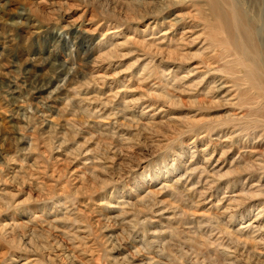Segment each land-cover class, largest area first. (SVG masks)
I'll use <instances>...</instances> for the list:
<instances>
[{
	"label": "rangeland",
	"instance_id": "obj_1",
	"mask_svg": "<svg viewBox=\"0 0 264 264\" xmlns=\"http://www.w3.org/2000/svg\"><path fill=\"white\" fill-rule=\"evenodd\" d=\"M53 1L0 0V264H263L264 221L249 232L241 226L264 218V166L227 162L257 137L264 160V120L254 124L259 131L246 127L247 118L225 121L237 105L207 101L197 70H172L207 62L228 75L234 66L219 54L169 61L165 52L125 41L145 27L138 24L117 29L112 55L102 47L100 60L76 64L77 41H99L100 31L88 39L79 32L99 7ZM199 44L181 41L175 50L189 53ZM59 62L69 81L44 84L57 77ZM236 71L241 75L240 66ZM174 73L186 78L175 83ZM217 125L226 150L220 167ZM250 183L252 195L242 192ZM224 194H237L225 210Z\"/></svg>",
	"mask_w": 264,
	"mask_h": 264
},
{
	"label": "bare ground",
	"instance_id": "obj_2",
	"mask_svg": "<svg viewBox=\"0 0 264 264\" xmlns=\"http://www.w3.org/2000/svg\"><path fill=\"white\" fill-rule=\"evenodd\" d=\"M47 1L48 0H37V3L39 4L43 2L46 3ZM246 1H247L246 7H244L242 0H87V2H90L94 5L96 4L99 7L100 12L99 11L95 12L94 10H92L89 18L87 19V22L85 23V26L81 30L79 29L80 35H82L83 37L86 36L87 38L88 35L90 34H91L90 36L93 35V33L95 32L94 30H97V31H100L99 33L100 37H99L98 42L96 41L91 44H89L90 41L89 43H87L84 40L77 41V47H78L77 55L80 56L79 53H82L81 55L82 58L77 56V58L75 57L76 59L74 60V62L76 64H79L81 61H83V65L85 66L87 65V63H89L92 60L93 61L100 60L101 59L100 55H103V54L96 55L95 52L100 51L102 47H104V49H107V51H104L106 57L112 55L113 52H115V50H113L114 49L113 42L114 41L119 42V39L121 37L117 31L118 28H120L121 26H125L128 31L130 28L137 26V24L140 29L145 26L143 29H141V31H139V33L135 34L134 32H131L127 34L128 35L127 37L124 36L125 41H127V39L129 40L132 39L133 42L146 46L147 51H155L159 53L165 52L167 55H169V58H168L169 61L179 60V62H181L188 58L194 59V60L195 58L204 59L205 55H210V58L216 59L218 58L217 54H219L220 60L222 59L226 61L228 63V66H234V67H229V70L231 71L228 73V75L223 74L221 72L223 70L219 71L216 69V67L212 66L213 65L212 63H207V62L204 67L194 64L189 69L188 67H183V65L180 63L179 66H176V69L172 68V70H174L175 72L183 71L182 73H186L187 71L197 70V73H200L199 75H197V78H200L198 83L202 84V89L203 88L205 90L207 89L206 91L202 90L203 92L200 89V92H202L203 95H208L210 97V99L208 98L207 101H211V102L220 101L222 104L237 105V108L232 110L231 113H229V117H226L225 121H235L236 120V122H239L240 120L242 119L246 120L247 118V123L249 121V124L246 127L250 129V131L251 130L259 131L255 128L254 124L257 121L262 122V120H264V0H246ZM38 8L39 7L36 6L35 10H38ZM171 10H172V13L170 14L169 11ZM169 14L170 16L165 18ZM97 16L101 17V21H97L98 23L94 21V19H96ZM48 21H51V20L49 18L44 20V22H48ZM16 22H19V21H16ZM93 25L94 27L92 28ZM66 28H67V31L68 30L73 31V29H70L69 27H66ZM75 31H77L78 33V30H75ZM133 31H135V29ZM63 32L65 31L62 30L61 34H63ZM181 41L184 43L186 47L188 46L193 47V45H195L196 42H199L200 44L198 47L193 48L192 51H190L189 53L187 52L180 53L175 50V45L177 47ZM39 48L42 49L41 47ZM80 50L82 52H80ZM210 50H212V52ZM3 57L4 55L0 53V60H2ZM36 60H37V57H36ZM35 63L39 64L40 66L43 64L39 60ZM64 63L59 64L60 66H58L59 69H58V74L56 78L46 77L45 79L42 80V82H44V84H49V82L58 83L59 80L61 79L63 80L64 83L69 81L70 79L69 71H67L66 65ZM196 63L201 64L199 62H196ZM238 66H240L242 69L241 75H239L237 71L235 72V69H237ZM77 68H79V66ZM81 69L83 70V68ZM165 69L161 68L159 71L162 72L163 75L164 73H166L167 74L166 77H167L169 73L165 72ZM151 72H153V70ZM154 72L156 71L154 70ZM173 75H174L175 83L186 78V75H182L181 77H178L179 75L177 73H174ZM156 76H158V72ZM232 76L234 77V81L236 79L234 86L231 84L232 81L230 82V80H232L231 78ZM235 76H238V77H235ZM82 77L83 76H81V78ZM215 77L217 79L216 81L214 79ZM160 78L162 77L160 76ZM240 78L242 79V81L239 80ZM171 79H172L171 81L173 84L174 80L173 78ZM165 84L166 83L164 80V82L162 84L161 83L158 84V86L159 85L165 86ZM62 85L63 84H57L59 89L60 87H62ZM162 88L165 89L166 87H162ZM148 89H152V88H148ZM165 90L168 91L169 89L168 90L165 89ZM55 98H60V95H57V97ZM62 98H65V97H62ZM197 100L200 101V99H197ZM233 102H237V103L234 104ZM243 104H245L248 107V111L246 113H243L242 110L241 111L238 110L240 105H243ZM122 109H125V108H122ZM258 117H261V120H259L260 118L258 119ZM132 118H133L132 120H134V116H132ZM175 118L176 117H174V119ZM68 120L69 119H66L64 123H67ZM137 120L139 121V119ZM94 122L95 121H93V123ZM95 123H97V121ZM145 123L146 122H144V124ZM219 126L217 125L216 128L213 129V133L217 135L215 137L214 145L216 147L217 146L221 147V151H222L220 155L217 156V158L214 160L215 162L218 161L216 164L217 167H220V165L218 166V163L223 160L225 153H226L225 149L222 150V145L224 144L222 139H218L220 136H218L219 134H217V131L219 128H221ZM51 127L52 126L50 125L48 127V130L55 129ZM53 127H56V125ZM248 135H254V131L248 133ZM260 135L261 133L258 136ZM195 136H197V140H202L204 137V135H202L201 132L197 133V135L195 134ZM258 140H259V137H257L256 139L254 138L253 142L249 145V147L246 146L244 148L238 149L236 151L237 158L233 156L232 159H230L227 162V165H228L227 167H233V166L236 167V165L240 163V160H243L245 158H247L245 160L246 162L248 161L249 163L251 162L252 164L258 163V161H260V163H258L260 164L259 165L260 168L261 166H264L263 165L264 163L262 164V162L264 161L262 159L263 154H261L260 153L261 151L258 149L259 147L257 143ZM190 143L192 142H189V144ZM203 149H205V147L202 148L201 150L203 151ZM210 155L211 154L203 157L204 160H208ZM213 170L214 172L219 171L215 169ZM91 173L93 172L91 171ZM178 180H175L174 183L177 182ZM167 185H168V188L170 189L173 187L171 184H167ZM167 185L164 183H161V186L166 187ZM251 186H253V184L251 183L248 184L247 188L243 189L242 192L245 191L248 195L255 194L254 191L257 189L253 190L252 192ZM260 186L261 185H259L258 187ZM224 196H225V202L224 204H222V207H221L223 208V210L228 208L229 204H233L237 200L236 199L237 194H226V195L224 194ZM222 198L224 197L222 196ZM105 202L109 204L108 200H106ZM100 205H102V203ZM163 211L166 212V210H163ZM163 213H159L158 215L162 216ZM110 216L111 215L109 214L108 215L103 214V218L106 217L105 218L106 220ZM99 217L97 219H99ZM263 221H264V218L259 219V220H257L256 218H252L248 220V222L245 225L241 226V228H247L249 232V229L252 226H254V224L261 223ZM99 223H101V221H99ZM263 225H264V222H263ZM248 235L249 233H247L246 237ZM244 241H246V238ZM247 242L248 241H246V243ZM251 248L252 247H250L249 249ZM251 250H254V249H251ZM254 251H257V250L255 249ZM257 258L261 259L258 254H257ZM262 262L264 264V258Z\"/></svg>",
	"mask_w": 264,
	"mask_h": 264
}]
</instances>
